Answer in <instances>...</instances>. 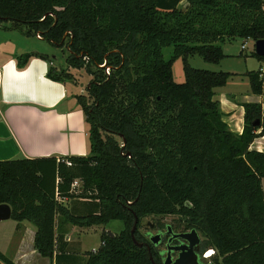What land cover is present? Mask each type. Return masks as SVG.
<instances>
[{
  "label": "trees",
  "instance_id": "obj_1",
  "mask_svg": "<svg viewBox=\"0 0 264 264\" xmlns=\"http://www.w3.org/2000/svg\"><path fill=\"white\" fill-rule=\"evenodd\" d=\"M0 23L67 47V67L52 64L51 79L73 82L68 67L93 76L87 94L74 96L88 124L86 156L0 160V204L35 225L42 256L53 264L71 256L56 231L61 215L79 227L124 222L84 264H153L151 255L160 263L153 246L132 238L136 213L139 242L141 218L177 215L176 228L205 234L213 264H264V151L250 149L264 135L262 105L246 103L243 132H232L215 89L234 73L188 61L197 54L217 63L226 43L264 39V0H0ZM32 56L53 61L28 52L19 67ZM179 58L183 82L173 74ZM260 74L249 73L256 94H264ZM0 260L15 264L1 251Z\"/></svg>",
  "mask_w": 264,
  "mask_h": 264
},
{
  "label": "crops",
  "instance_id": "obj_2",
  "mask_svg": "<svg viewBox=\"0 0 264 264\" xmlns=\"http://www.w3.org/2000/svg\"><path fill=\"white\" fill-rule=\"evenodd\" d=\"M9 24L0 23V160L86 156L89 153L88 124L74 97L78 92L71 89L68 83L48 77V70L56 60L55 54L43 51L39 45L29 46L22 42L23 38L17 36L21 34L26 37L24 32ZM39 39L43 41L44 38ZM254 42L249 51H246L248 46L245 49L241 46L237 56V53L227 51V43L223 46L226 57L243 59L246 66L244 69H221L234 74L226 85L215 89V99L219 101L222 118L236 134H241L244 129L246 103L261 104L264 114V94L252 91L249 77L250 72H264V61L250 55L254 50ZM28 52L48 54L53 61L32 56L26 66L20 68L18 56ZM180 59L173 65L177 82L185 80L181 66L178 74L174 71ZM250 149L263 152L264 135L257 137ZM58 221L57 217L56 231L65 237L61 245H67V252L71 254L61 264H78V259L87 251L82 249L80 238L93 226L79 227L64 220L58 224ZM17 222V253L10 256L0 251L15 264H33L34 256L40 255L34 245L36 228L27 220ZM28 235H33V249L26 241ZM75 235L77 240L74 239Z\"/></svg>",
  "mask_w": 264,
  "mask_h": 264
},
{
  "label": "rangeland",
  "instance_id": "obj_3",
  "mask_svg": "<svg viewBox=\"0 0 264 264\" xmlns=\"http://www.w3.org/2000/svg\"><path fill=\"white\" fill-rule=\"evenodd\" d=\"M24 34L26 37L22 36L21 34L18 35L17 37L23 38L22 42H26V44H28L29 46L39 45L40 47H42L43 51L48 52V53L51 52L52 54H55L56 60L54 62V66H57L58 68L67 67L66 58L69 55V51L67 50L66 46L56 47L53 44H51L49 41H47L46 39H43V41L40 40L37 34L29 35V34H26L25 32ZM245 42L247 43V46H248V49L246 51H249L250 48H253V41L249 42V41H245V39L243 38H238L226 44L227 51L231 54L237 53L236 54L237 56L239 54L242 44H244ZM172 52H173L172 46L166 47L164 49L165 57L169 58ZM188 61L190 65L194 68L208 69V70H213V71H219L225 67H234L237 69H244L246 67L243 59L239 60V59H236L235 57H224V59L221 62L215 63V62H208L204 60L202 57H200L199 55L194 54L188 57ZM180 66L183 69V62L181 59L179 60L178 65H176L174 68L175 73L178 74V72H180V69H181ZM68 68L74 77V81L68 83L71 89L77 91L78 94H87V87L88 85H90L93 76L90 75L84 68H74V67H68ZM92 68L96 70V67H92ZM181 80H178V81L182 82ZM116 138L120 140V138L118 137ZM81 184L82 182L78 180V184L75 187L79 188ZM263 184H264V179H263ZM58 219H59L58 224L61 223V220L65 221L64 217L61 215L58 216ZM179 219L180 217L177 215H166V216L147 215L141 218L139 231L144 236L143 240L148 241L149 235H152L158 232V227L160 226L165 227L168 224L176 228V225L178 224L177 220ZM17 224L18 222L13 218L0 221V250L10 256H13L17 253L16 251H17L18 237L17 236L15 237V232L17 230L16 229ZM30 224L31 226L35 227V225L32 222H30ZM124 226H125L124 222L121 220H113L109 222L108 224L94 225L93 227L91 226L93 229H89L88 231H86L80 238V241L82 243L81 244L82 249L87 250V251L94 250V247H98L100 245L101 238L105 233L111 232L113 234H118L124 229ZM153 227L155 228L153 229ZM199 234L202 239V243L205 242L204 252L208 250H213L210 248V245H208L209 242L205 234L202 232H199ZM18 235L20 234L18 233ZM74 239L77 240L76 235ZM26 241L27 243L31 245V249H33L34 248L33 235H30V236L28 235L26 237ZM164 248H165L164 246H160L158 250L161 251ZM212 254H213V251H212ZM40 255L36 254L34 256L35 258L33 259V264H53L51 258L44 257L42 255L40 256ZM86 256H87V252L85 251L80 257V259H78V264H84L86 260ZM203 259H204V256H203ZM211 259L207 261L204 260V261L209 262L211 261ZM0 264H5V263H3L0 260Z\"/></svg>",
  "mask_w": 264,
  "mask_h": 264
},
{
  "label": "water",
  "instance_id": "obj_4",
  "mask_svg": "<svg viewBox=\"0 0 264 264\" xmlns=\"http://www.w3.org/2000/svg\"><path fill=\"white\" fill-rule=\"evenodd\" d=\"M47 15H45L42 19H44ZM254 50L259 56H264V39H259L254 42ZM259 124V121L255 122V125ZM132 204L133 202H129ZM12 207L7 203L0 204V221L7 220L12 218ZM135 214V224L131 230L132 238L134 242L142 247L147 246L148 249L151 251V247L148 243L139 242L136 239L135 231L138 228L139 217L136 213ZM170 230V225H169ZM110 235H114L113 233L109 232ZM161 234H152L150 237V241L153 244H158L160 242ZM173 238H181L185 242L183 244L178 245H168L167 256L163 264H213L212 262H205L207 261L206 258L203 259L201 253L205 250L199 251V245L201 243V237L197 229H192L188 232H180L175 233L170 238L169 242L173 240ZM177 252V257H173L172 253ZM153 264H159L155 262L154 257L150 256ZM205 260V261H204Z\"/></svg>",
  "mask_w": 264,
  "mask_h": 264
},
{
  "label": "flooded vegetation",
  "instance_id": "obj_5",
  "mask_svg": "<svg viewBox=\"0 0 264 264\" xmlns=\"http://www.w3.org/2000/svg\"><path fill=\"white\" fill-rule=\"evenodd\" d=\"M88 88H90V85H88ZM154 228L155 227H153V229ZM188 231H190V230H184L182 228H177L176 229L172 225H170V230H169V225L167 224L165 227H162V226L158 227V232L155 233V234H158V233L161 234L160 242L158 244H153L150 241L151 235H149V240L148 241L147 240L146 241H143V243H148L151 248H152V246L155 248V250L159 253V255L161 257V262L159 264H163L164 261H165V258L167 256L168 245H178V244H183L185 242L181 238H173V240L171 242H169V240L173 236V234L180 233V232H188ZM160 246H164L165 248L163 250L159 251L158 248ZM198 247H199V251H201V249H202V239H201V243H200V245ZM203 253H201L202 257H203ZM213 253H214V251H213ZM177 255H178L177 252H173L172 253V256L174 258L177 257ZM211 255H213V254L211 253ZM211 255H208V253L206 254V256H211Z\"/></svg>",
  "mask_w": 264,
  "mask_h": 264
},
{
  "label": "built area",
  "instance_id": "obj_6",
  "mask_svg": "<svg viewBox=\"0 0 264 264\" xmlns=\"http://www.w3.org/2000/svg\"><path fill=\"white\" fill-rule=\"evenodd\" d=\"M37 36H38L39 38H43V35H42L41 33H37ZM246 46H247V43L245 42V43L242 45V48L245 49ZM99 66H100V68L104 69V72H105L106 75L109 76V75L111 74L112 67H111L110 65H108V61H107L106 59L104 60L103 63L99 64ZM260 76H261V77H264V72H263V71L261 72ZM77 184H78V180H76V181L73 183L72 187H75ZM94 250H95V249H94ZM210 251H211V250H208V251H206V252L203 253L204 258H206L207 260H210V259L212 258V256H213V255H211V256H206V254H207L208 252H210ZM212 251H214V250H212Z\"/></svg>",
  "mask_w": 264,
  "mask_h": 264
},
{
  "label": "bare ground",
  "instance_id": "obj_7",
  "mask_svg": "<svg viewBox=\"0 0 264 264\" xmlns=\"http://www.w3.org/2000/svg\"><path fill=\"white\" fill-rule=\"evenodd\" d=\"M211 253H212V250L210 252H208V255H211Z\"/></svg>",
  "mask_w": 264,
  "mask_h": 264
},
{
  "label": "clouds",
  "instance_id": "obj_8",
  "mask_svg": "<svg viewBox=\"0 0 264 264\" xmlns=\"http://www.w3.org/2000/svg\"><path fill=\"white\" fill-rule=\"evenodd\" d=\"M214 254V253H213Z\"/></svg>",
  "mask_w": 264,
  "mask_h": 264
}]
</instances>
